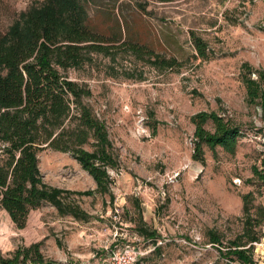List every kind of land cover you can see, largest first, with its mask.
<instances>
[{
	"label": "rangeland",
	"instance_id": "obj_1",
	"mask_svg": "<svg viewBox=\"0 0 264 264\" xmlns=\"http://www.w3.org/2000/svg\"><path fill=\"white\" fill-rule=\"evenodd\" d=\"M41 1L0 0V31ZM85 9L104 29L114 31L119 22L125 40L175 57L180 66L162 68L120 51L93 54L66 72L91 88L90 102L116 147L120 165L110 169L114 200L75 195L93 216L89 221L61 215L45 203L30 212L24 228L0 207V250L8 254L42 242L44 254L61 262L107 264L113 250L133 244L144 252L135 264H240L218 247L226 252L243 231L244 194L253 193L255 225L261 217L256 207L264 202V180L255 170L264 171V111L247 101L242 79L245 62L264 69V0H87ZM195 36L205 41L206 57ZM204 110L240 127L235 153L205 147V161L193 159L192 117ZM39 159L50 185L96 187L69 153L47 148ZM140 223L156 231V250L139 234ZM256 228L262 237L253 256L264 264V222ZM211 232L222 244L210 242Z\"/></svg>",
	"mask_w": 264,
	"mask_h": 264
},
{
	"label": "trees",
	"instance_id": "obj_2",
	"mask_svg": "<svg viewBox=\"0 0 264 264\" xmlns=\"http://www.w3.org/2000/svg\"><path fill=\"white\" fill-rule=\"evenodd\" d=\"M86 1L42 0L22 11L6 31H0V207L18 228H24L30 212L45 203L55 206L61 215L89 221L93 216L75 195H108L111 202L115 197L110 169L120 163L108 126L90 102L91 88L66 72L82 67L93 54L120 51L162 68L180 66L175 57H161L145 44L125 40L119 22L114 31L104 29L85 9ZM194 43L199 54L206 57L205 41L195 36ZM242 67L247 101L260 104L264 111V69L248 62ZM192 121L193 159L204 162L205 147L236 152L242 131L231 118L204 110L194 114ZM208 123L212 129L206 127ZM47 148L69 153L92 176L96 187L75 191L48 184L39 159V152ZM255 170L264 180V171ZM243 201V231L225 246L226 252L220 247L218 251L232 255L240 264H256L253 253L262 237L256 227L264 222V202L256 207L261 217L255 225L250 207L253 193L244 194ZM144 224H139L138 232L156 250L158 235ZM210 242L222 244L214 232ZM41 245L19 246L8 254L0 250V264H82L48 257Z\"/></svg>",
	"mask_w": 264,
	"mask_h": 264
},
{
	"label": "built area",
	"instance_id": "obj_3",
	"mask_svg": "<svg viewBox=\"0 0 264 264\" xmlns=\"http://www.w3.org/2000/svg\"><path fill=\"white\" fill-rule=\"evenodd\" d=\"M143 254L141 247L126 244L111 252L107 264H135Z\"/></svg>",
	"mask_w": 264,
	"mask_h": 264
}]
</instances>
